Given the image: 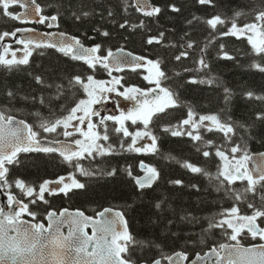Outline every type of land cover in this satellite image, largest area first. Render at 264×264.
Returning <instances> with one entry per match:
<instances>
[{
    "label": "snow or ice",
    "instance_id": "snow-or-ice-1",
    "mask_svg": "<svg viewBox=\"0 0 264 264\" xmlns=\"http://www.w3.org/2000/svg\"><path fill=\"white\" fill-rule=\"evenodd\" d=\"M196 2L206 7L216 6V0H196ZM17 6L24 11H10ZM128 7L146 18L159 17L162 12L161 7L153 4L152 0H132ZM128 7L123 10L127 12ZM168 7L174 13L182 11L176 3H171ZM0 15L8 16L20 23L47 24L49 28L59 27V14L44 15L43 8L37 0H0ZM89 15H91L89 12H82L79 15L73 12L77 20ZM108 15L112 16L113 13L109 11ZM242 15L244 13L237 11L231 17L221 14H214L208 18L194 16L187 23L200 21L211 30L210 35L215 33L218 37H235L246 41L250 47V54L259 58L254 59L249 67L264 73V10L256 12L254 19L249 23H239ZM119 27L135 31L146 29L147 25L144 20L138 24L125 20L119 24ZM96 31L103 37L110 36L106 30L97 29ZM34 32L35 29L32 28H17L12 32L0 33V42L11 37L16 40V43L24 45L22 57H17L16 51H12L10 47H3V54H0V66L11 71L19 66L28 65L35 49L50 48L72 61L82 62L93 72L98 68L104 69L111 79L98 80L91 74L74 75L68 78L66 89L63 83H48L41 75L34 77L38 85L45 89H55V92L49 97L25 96L24 100L30 99L41 105L47 104L51 108L53 100L67 99L66 90L71 92L73 97L76 92H82V97L75 99L72 106L66 108L65 115L52 120H40L39 127L44 133L63 136L66 139L78 134L79 138L72 139L68 143L59 139H49L47 136L42 137L33 125L0 110V189L11 190L14 187L28 198V202L25 203L23 199L9 191L8 210L0 207V264H137V261L132 258L135 247H145L150 242L138 240L130 232L128 220L123 211L105 208L97 214V218L87 216L81 210L69 211L65 208L59 213L53 210L47 213L46 226L43 222L36 221L37 213L30 209V204L38 202L47 204L45 194L70 197L76 191L86 188V184L77 178V173L89 177L96 176L97 173L85 168L80 161L112 155L116 150L114 145L108 143L110 140L108 121L116 125L113 128L115 134L124 139L130 138L127 144L124 143V139L121 140L119 145L121 149L143 154L156 153L158 151L157 137L153 134L150 125L154 118L167 113L169 109L180 107L178 95L165 86L164 82L169 79V76L162 68V61L159 59L152 60L135 55L126 51L123 46L115 51L111 48L105 49L100 43L86 47L79 38L69 37L65 33H43L42 36L48 39L17 38V33ZM57 35L59 39H52ZM164 37L165 33L160 32L157 36H149L146 43L161 45ZM194 45L195 41H189L183 47L192 49ZM224 48L225 46L221 44L220 58L234 60L235 57ZM204 50L202 48L201 52ZM188 56L187 50L181 51L175 56V60L180 61ZM197 65L198 71L209 67L203 55L198 59ZM125 69L133 72L145 71L147 74L143 76L144 80L154 86L149 89L136 86L125 87L122 83L124 77L113 75L114 72L120 73ZM52 75L55 76L56 73L53 72ZM188 82L219 86L214 76L205 79L191 78ZM223 91L227 104L232 98V89L224 87ZM112 94L126 101H133L135 105L124 110L117 104L118 115L101 117L97 106L112 101ZM6 95L9 101L16 99V94L11 90H8ZM244 95L247 99L259 101L264 105V94L247 91ZM36 115L39 117L40 113ZM93 117H100V119L94 121ZM255 120L264 124V111H258L255 114ZM126 122H130L131 125H142V127L130 131ZM251 127L253 125L233 121L231 116L224 118L220 113L199 114L189 108L187 118L183 119L179 126L164 129V131H170L172 136L185 135L211 149V151L204 150L202 155L205 158L217 159L215 173L191 162H183V167L191 173L207 177L216 191H223L234 203L232 207L223 209L217 216L211 217L204 229L205 235L212 233L213 230H220L229 242L213 245L203 254L197 252L195 258H191L184 250L165 255L161 249L160 255L153 258L151 264H264V227L261 226L264 224V152H251L244 136H241L238 131L243 129L248 132ZM203 133H219L223 143L217 145L213 139L206 140ZM146 138L151 143L141 144L140 142L145 141ZM22 153H57L64 162L74 168V171L55 179L43 180L38 186L27 184L23 179L10 180V168L22 163L20 158ZM139 168L143 173L139 176L134 175L130 165L125 172L131 177L137 190L143 193L144 190L156 184L160 179V172L144 161H140ZM100 174L115 176L117 173L116 169H111ZM171 183L182 185L183 181L174 180ZM237 184H242L243 188L235 187ZM191 187L199 191L198 185H191ZM257 197L260 200L259 206L255 203ZM242 203H246L247 208L252 210L251 214L241 211ZM156 207L159 209L161 203H157ZM25 215L32 217V221L24 220ZM190 218V213L182 217V219ZM65 228H67L66 232ZM246 236L252 240H259L261 243L245 246L241 240ZM200 242L205 243L206 240ZM190 243H196V241H190ZM155 247L159 249L161 246L156 244ZM144 264L148 262L145 261Z\"/></svg>",
    "mask_w": 264,
    "mask_h": 264
},
{
    "label": "trees",
    "instance_id": "trees-1",
    "mask_svg": "<svg viewBox=\"0 0 264 264\" xmlns=\"http://www.w3.org/2000/svg\"><path fill=\"white\" fill-rule=\"evenodd\" d=\"M45 14L48 16L59 14V29L76 35L82 42L89 46L97 43L105 49L114 51L121 46L135 54L148 57L152 60H161L162 68L169 79L164 82L177 95L180 107L169 109L167 113L154 118L151 130L157 137L158 151L148 156H138L125 152H114L112 155L101 157L88 163L89 168L97 173L96 176H81V182L86 188L78 190L70 197L63 195L48 196V203L38 202L32 204V209L37 210L38 219L43 220L45 214L54 209L62 208L82 209L87 214L94 215L105 207H115L124 211L128 218L131 232L138 239L150 242L148 246H136L132 258L137 264L151 262L160 255L175 251H187L190 257L195 253L205 252L211 246L229 242L220 230H213L205 235L204 229L208 220L223 209L233 206L234 201L223 191H216L207 177L191 173L183 167V162H191L209 172L215 173L218 161L215 157L205 158L204 150H209L203 143L195 142L190 137L172 136L166 127L179 126L187 118L188 109L191 108L199 114L220 113L222 117L231 116L233 121L253 125L248 132L238 129L244 136L251 152L264 151V124L255 120L258 111H264V105L259 101L249 100L244 93L253 91L264 94V73L253 70L249 65L254 59L250 54V47L246 41L235 37H218L215 33L200 22L187 21L195 17L208 18L214 14L231 17L235 12L244 13L239 19L240 24L249 23L254 19L256 12L264 10V0H216V6L206 7L199 5L196 0H152V3L161 7L159 17L146 18L128 7L132 0H38ZM176 3L181 7L180 13L170 11L169 5ZM128 7V11L123 9ZM18 7L10 11L18 12ZM113 13L112 16L108 12ZM77 15L89 12L91 15L75 19ZM125 20L138 24L141 20L146 22V29H121L119 24ZM20 27V23L8 16L0 15V33L12 32ZM108 31L109 37H103L96 30ZM226 30V29H224ZM165 33L161 45H148L149 36ZM189 41H195L192 49L183 47ZM210 41H212L210 43ZM224 50L234 56V60L220 58V45ZM3 42H0V47ZM207 45V47H205ZM205 49L201 52V49ZM187 50L189 56L180 61L175 56ZM41 53H43L41 55ZM203 55L209 65L208 69L198 71L197 61ZM188 69V71H185ZM56 75L53 76L52 73ZM107 76L102 68L95 72L88 69L82 62L72 61L54 49H35L28 65H22L11 71L0 66V110L7 114L25 119L34 129L44 134L39 124L41 119L52 120L66 114L75 99L82 97V92H76L75 97L71 92H65L67 99L53 100L51 108L45 104L33 102L23 97L44 95L49 97L55 89H45L38 85L34 79L41 75L48 83H63L67 89V80L74 75ZM136 75V74H134ZM216 77L219 86L189 83L191 78L205 79ZM224 87L232 89V98L225 103ZM8 90L16 94V99L9 101L6 93ZM60 107H57V106ZM54 110V114H53ZM36 113H40L38 117ZM115 125L109 124L108 128ZM183 131V129H180ZM250 133V136H249ZM205 139H213L217 145L223 143L219 133H203ZM47 136V135H46ZM240 142V141H237ZM200 149L199 151L197 149ZM22 163L11 166L10 180L23 179L27 184L38 186L43 180L52 179L56 175L70 172L74 169L55 154L27 153L21 154ZM140 161L153 165L160 172V179L152 188L139 192L125 169L130 165L134 175L138 170ZM111 169H116L115 176L101 175ZM174 180L183 181L182 185L171 183ZM191 185H198L199 191ZM235 187L243 188L242 184ZM12 192L18 189L12 188ZM251 199V197H249ZM161 203V207H156ZM255 203L259 206L257 197ZM243 213L251 214L246 203L240 205ZM191 214L190 219H182ZM171 221V223H169ZM201 240H206L201 243ZM196 241V243H190ZM246 242L250 240L245 238ZM159 244L161 247H155Z\"/></svg>",
    "mask_w": 264,
    "mask_h": 264
},
{
    "label": "rangeland",
    "instance_id": "rangeland-1",
    "mask_svg": "<svg viewBox=\"0 0 264 264\" xmlns=\"http://www.w3.org/2000/svg\"><path fill=\"white\" fill-rule=\"evenodd\" d=\"M5 46L10 47V49L12 51H16V53L17 52L18 53H24L23 52L24 46H18L17 48H12L11 46L8 45V43H5L0 47V54H3V47H5ZM9 58H11L10 55H9ZM98 80H102V79H98ZM112 97H113L112 101H110L106 104H103V105H99L101 117L106 116V115H118L119 110L116 107L117 104H119L124 110H126L128 107H133L130 103L131 101H126L122 97L115 96V94H112ZM126 102H128L129 104H126ZM145 142L151 143V141L147 140V138L145 141H141L140 143L143 144ZM262 227H264V224Z\"/></svg>",
    "mask_w": 264,
    "mask_h": 264
},
{
    "label": "water",
    "instance_id": "water-1",
    "mask_svg": "<svg viewBox=\"0 0 264 264\" xmlns=\"http://www.w3.org/2000/svg\"><path fill=\"white\" fill-rule=\"evenodd\" d=\"M38 3V2H37ZM39 4V3H38ZM42 7V6H41ZM22 9V8H21ZM22 11H24V9H22L20 12H22ZM30 25H35V23H29ZM36 25H40V24H36ZM24 28H32V29H35L34 27H31V26H29V27H24ZM54 31H52V32H50V33H55V34H59V33H63V32H60V31H58V30H56V28L57 27H51ZM43 33H48V32H46V31H41V30H37V29H35V32L34 33H17V38H20V39H27V38H29V37H33V38H35V39H48V37H43L42 36V34ZM66 34V33H65ZM67 36H69V37H71V35H68V34H66ZM7 39H9V37L8 38H6V40ZM52 39H59V36L57 35V36H54V37H52ZM18 119V118H17ZM18 120H21V119H18ZM28 123V122H27ZM73 147H75V146H73ZM4 196H2V199H0L1 200V205H2V207H4L5 208V210L7 211L8 210V205H7V202H6V200H5V198H3ZM69 211H76V210H69ZM86 214V213H85ZM87 215V214H86ZM88 216V215H87ZM98 218V217H97ZM128 227H129V225H128ZM65 230V232L67 231V228H65L64 229ZM129 230H130V228H129ZM89 232H91V229H89Z\"/></svg>",
    "mask_w": 264,
    "mask_h": 264
},
{
    "label": "flooded vegetation",
    "instance_id": "flooded-vegetation-1",
    "mask_svg": "<svg viewBox=\"0 0 264 264\" xmlns=\"http://www.w3.org/2000/svg\"><path fill=\"white\" fill-rule=\"evenodd\" d=\"M19 43H13V44H11V45H18ZM132 104L133 105H135V102H132ZM97 117H93V120L94 121H97V119H96ZM128 123V122H127ZM128 124H130V122L128 123ZM77 136H78V134L76 135V136H74V137H71V138H64L63 136H58V139L59 140H61V141H71L72 139H76L77 138ZM52 154H55L56 156H58L59 158H61V160L63 161V158L62 157H60L59 156V154H57V153H52ZM64 162V161H63ZM64 163H66V162H64ZM84 163V162H83ZM94 163V162H93ZM65 174H67V172H64V173H61V174H58V175H56V177L54 176L52 179H55V178H57L58 176H62V175H65ZM51 197V196H50Z\"/></svg>",
    "mask_w": 264,
    "mask_h": 264
}]
</instances>
